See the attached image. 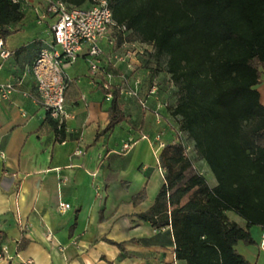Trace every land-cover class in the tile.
<instances>
[{
	"label": "crops",
	"instance_id": "0c3cea01",
	"mask_svg": "<svg viewBox=\"0 0 264 264\" xmlns=\"http://www.w3.org/2000/svg\"><path fill=\"white\" fill-rule=\"evenodd\" d=\"M23 2L19 31L0 37L10 53L0 56V83L15 86L9 101L0 103V242L7 248L0 264H186L175 257L170 227L156 229L138 217L164 184L158 164L162 149L154 138L160 135L166 145L175 140L170 129L175 120L168 113L172 94L159 91L151 77L145 82L130 76L128 68H136L131 51L114 64L117 52L102 41L100 72H89L85 51L65 71L67 118L57 134L30 72L36 54L51 40V19H39L45 13L42 1ZM261 84L256 89L264 105ZM117 86L126 118L106 131L111 100L104 90ZM126 143L130 148L123 150ZM60 203L70 208L59 212ZM262 233L250 228L256 245L235 247L251 264H264L258 249Z\"/></svg>",
	"mask_w": 264,
	"mask_h": 264
},
{
	"label": "trees",
	"instance_id": "16d2710c",
	"mask_svg": "<svg viewBox=\"0 0 264 264\" xmlns=\"http://www.w3.org/2000/svg\"><path fill=\"white\" fill-rule=\"evenodd\" d=\"M57 1L86 9L96 0ZM109 1L115 27L125 29L116 43L151 47L153 74L166 73L174 88L168 113L216 182L194 170L182 143L167 144L158 156L164 184L138 217L170 227L175 257L186 264H251L235 247L255 246L250 228L264 229V105L256 89L264 82V0ZM23 19L20 0H0V37L18 32ZM104 92L109 131L126 117L120 88Z\"/></svg>",
	"mask_w": 264,
	"mask_h": 264
},
{
	"label": "built area",
	"instance_id": "2783aa9c",
	"mask_svg": "<svg viewBox=\"0 0 264 264\" xmlns=\"http://www.w3.org/2000/svg\"><path fill=\"white\" fill-rule=\"evenodd\" d=\"M41 1L44 3L45 13L39 19L44 20L47 17L51 19L48 25L51 40L36 54L30 72L33 75L34 89L40 106L48 118L60 127L67 118L64 112L65 93L69 85L66 69L85 51L89 72L92 74L100 72L98 57L103 53L100 44L105 41L112 48L116 42L115 32H124L125 29L115 27L109 0H96L94 5L86 9L70 7L57 0ZM9 55L0 40V56L7 58ZM113 58L121 60L117 56ZM14 92V84L0 83V103L9 101ZM155 92V88H151L149 94L154 95ZM106 98L111 99V96L107 94ZM140 104L145 106V102ZM154 142L157 149H162L166 145L160 135L154 138ZM122 148L128 150L130 143L124 144ZM69 208L70 206L64 203L57 206V210L62 213ZM258 249L264 254V233L261 234ZM6 255L7 248L0 242V261L5 259Z\"/></svg>",
	"mask_w": 264,
	"mask_h": 264
},
{
	"label": "rangeland",
	"instance_id": "374dc122",
	"mask_svg": "<svg viewBox=\"0 0 264 264\" xmlns=\"http://www.w3.org/2000/svg\"><path fill=\"white\" fill-rule=\"evenodd\" d=\"M41 1V0H40ZM20 5H21V9L24 12L25 9V3L23 2V0H20ZM125 43V44H124ZM122 44H118L115 42L114 46L111 48L114 52H117V57L121 56L123 53H126L125 56L128 55L129 51H131L134 57V62L133 65L136 66V68H134V70L132 69L131 71L128 68V72L130 73V76H142L145 79V82H148L147 78L151 77L150 81L152 83H158L159 86V91L162 90V92H168V96H170L173 91L174 88L171 84V82L169 81V76L164 73V72H160L158 74H156L154 76L153 72L155 71L154 69L155 66L152 63H149V58H148V50L151 48L148 45H140V43L138 42H132V43H127L124 42ZM131 55V56H132ZM124 57V56H123ZM126 57H124V59H122L120 57L121 60H117L116 59V63L117 62H121L124 61ZM131 67V66H130ZM110 70H112L113 68V62L110 64ZM127 75V74H125ZM126 77V76H121V78ZM128 78V77H126ZM260 78L262 79L261 75ZM124 79V78H123ZM122 79V81H123ZM264 83V82H262ZM260 87V91L262 89V87H264V84L259 85ZM262 93V92H261ZM172 97V101L174 100L173 96ZM171 121V126L170 129L173 131L174 133V142H180L183 144V146L185 147V151H186V155L188 156V158L192 161L193 164V168L196 172H198L199 174L203 175V177L205 178V181L207 182V184L209 186H213L215 185V179L212 176V174L210 173V171L208 170V172L205 170L207 169L206 166H204L205 164L202 161H198L196 159L195 153H193V145L191 143V141H189L186 136L184 134H182L181 132H179L178 130V125H176L177 123L170 120ZM229 217L232 218L233 220L237 221V222H241L242 220L240 218H238L236 215H234L233 213H228Z\"/></svg>",
	"mask_w": 264,
	"mask_h": 264
}]
</instances>
